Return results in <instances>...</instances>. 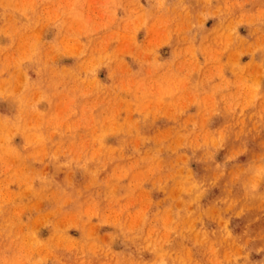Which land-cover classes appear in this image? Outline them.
I'll return each instance as SVG.
<instances>
[{"label": "rangeland", "instance_id": "374dc122", "mask_svg": "<svg viewBox=\"0 0 264 264\" xmlns=\"http://www.w3.org/2000/svg\"><path fill=\"white\" fill-rule=\"evenodd\" d=\"M0 264H264V0H0Z\"/></svg>", "mask_w": 264, "mask_h": 264}]
</instances>
